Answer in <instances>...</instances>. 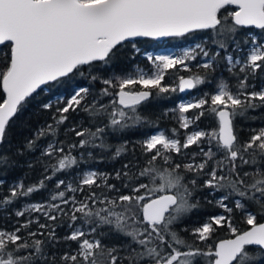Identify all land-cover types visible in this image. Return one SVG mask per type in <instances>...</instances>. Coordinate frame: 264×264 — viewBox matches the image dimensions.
I'll list each match as a JSON object with an SVG mask.
<instances>
[{"label": "snow or ice", "instance_id": "6c2138e0", "mask_svg": "<svg viewBox=\"0 0 264 264\" xmlns=\"http://www.w3.org/2000/svg\"><path fill=\"white\" fill-rule=\"evenodd\" d=\"M252 28L264 30V0H0V82L4 93L0 99V145L5 144L10 122L43 86L72 73L83 75L85 70L91 81L105 86L98 97L92 95L90 87H79L66 100L57 98V105L62 106L56 107L53 124L39 126L25 139L23 149L0 152V168H11L16 165L13 155L35 152L39 147L40 156L34 163L44 170L36 184L25 187L20 181L10 185L8 195L0 198L4 216L20 197L45 189V182L58 173L78 168L85 153L80 152L78 160L73 151L107 150L112 147L107 143L108 132L141 124L144 117L139 107L153 90L157 94L184 92L206 82L193 74L179 76L177 87H169L163 81L170 69L179 70V66L191 71L189 63L201 55L208 59L198 68L214 72L215 65L226 61V70L237 81L233 88L220 79L212 93L180 103L177 119L185 130L184 139L177 129L171 134L161 131L145 136L140 142L141 155L146 157L143 165L133 148V159L114 173L121 181L119 187L108 182L113 174L89 170L70 180L57 179L46 202L14 211L16 217L40 213L46 222L29 217L13 230L0 229V264H196L197 260L201 264H264V127L252 130L246 140L239 138L234 127L238 116L246 118L249 110L264 107V83L257 90L256 84L249 82L258 76L264 79V36L247 32L237 38L242 29ZM196 32L208 33L207 39L216 45L213 55L209 56L202 39L179 55H147L155 66L150 74L138 66L132 72L107 76L94 71L111 68L124 42ZM241 42L248 45L246 50ZM230 44L234 52H246L243 59L228 54ZM237 65L242 75L236 71ZM137 85L139 90L134 87ZM89 95L92 100L85 103ZM103 97L112 99L105 104L101 103ZM40 108L51 110L53 103L45 102ZM77 109L90 117L89 126L70 125L64 130L65 140H59L67 114ZM193 109L198 111L189 118L186 113ZM205 113L215 121V128L199 127ZM190 125L194 127L189 132ZM69 132L79 139L69 143ZM41 139H47L46 145L38 143ZM193 145L197 151H186ZM127 151L125 141L116 147L113 159ZM28 167L32 168L33 162ZM3 183L0 180V186ZM93 186L101 191H93ZM204 189L212 196L223 192L216 203L229 215H214L189 229L183 222L199 207L194 193ZM76 193L83 196L78 199ZM230 199L243 212L247 225L243 230L233 224V207L225 203ZM250 207L258 211H248ZM58 219L61 225L66 219L67 235L58 237L57 225L47 223ZM33 223L37 230L22 236L21 230H28ZM216 226L227 228L233 238L201 248V243L213 237ZM182 233H188L192 240ZM113 237L125 240L105 242ZM62 240L76 242V249L62 254L47 251L49 245L55 248Z\"/></svg>", "mask_w": 264, "mask_h": 264}, {"label": "trees", "instance_id": "16d2710c", "mask_svg": "<svg viewBox=\"0 0 264 264\" xmlns=\"http://www.w3.org/2000/svg\"><path fill=\"white\" fill-rule=\"evenodd\" d=\"M211 30H209L210 32ZM251 32L255 35L264 36V30L259 29H242L241 33L238 34L237 38L241 39L244 33ZM208 33L206 32H196L190 33L184 37H168L164 40H157L152 38H144V39H136L131 42H125L124 46L120 48V50L116 53L115 59L112 62L111 68L108 69H95L94 71H102L104 76H107L109 73L115 72L116 74H124L126 72H132L139 68H143L146 70H152V65L148 61V59L143 55L145 51H151L159 49L163 46L166 47H183L186 44L197 42L203 39L204 45L209 49L211 55L216 51V45L212 44L210 40L207 39ZM133 44H135V49L133 48ZM119 47V46H118ZM231 44L228 48V54L234 56V58L238 57L239 54L246 53L242 52H234ZM241 47L243 49H247L248 45L243 44L241 42ZM136 49L139 52H136ZM225 55L224 52H221V56ZM99 63V62H97ZM216 71L205 73L203 69L198 68L194 71H185L178 66V69H170L168 73L165 75L164 84L169 87H177L178 85V77L179 76H189L191 74H199L206 79V82L202 84L199 88H196L193 92H199L202 97H204L205 93H212L215 90V85L220 79L227 80L228 83L234 88L236 84V77L231 76L230 73L226 70L228 67L226 61H220L217 65H215ZM240 65H237L236 71L238 72ZM3 69L2 57H0V70ZM194 69V67H193ZM239 75H242L238 72ZM250 83H255L257 86V90L260 87L261 83H264V79L257 77L256 80H252L250 78ZM79 87H90L92 95H96L98 97L100 90L105 87L101 82L91 81L88 72L85 70L84 74L81 75L79 73H72L68 77H64L59 81L53 82L50 85L43 86V91L38 90V94H34L33 98H29L26 102V106L23 111L18 113L16 117L13 118L14 122H10V125L6 131L5 144L0 145V152H10L15 153L17 149H23V145L26 138H31L33 132L44 124H53L54 121L52 117L56 115L55 109L57 106L56 101L57 98H63L66 100L70 97L71 94L74 93L76 89ZM136 90H139L141 86H134ZM111 90V89H110ZM252 89H249L251 91ZM192 92V93H193ZM92 95H89L88 100L85 103H88L92 100ZM4 96L2 90V82H0V99ZM183 96L180 94L179 90L176 92L169 93H161L157 94L155 90H153V95L147 100L144 101L139 107V113L142 117H144V121L131 128L123 131L116 132H108L107 134V143L112 145L111 148L107 150L100 149H79L73 151V155H76L79 160V153L84 152V159L79 161L78 168L74 167L69 172H61L53 178L52 181H46L47 187L45 189H41L37 192H34L28 197H20L16 200L12 205L7 208L8 216H4L0 213V229L13 230L15 227H19L20 224L24 223L29 217L33 220L36 217H40V222L45 223L46 221L41 216L40 213H25L23 217H16L14 215V211L19 210L23 211V209L31 203H41L46 202L49 198L50 193L55 190V181L57 179H65L70 180L73 175L76 173H85L89 170H94L102 173H111L113 174V178L109 179L110 184H116L118 187L121 184V181H118L114 178V173L122 169L124 163H127L129 160L133 159L132 149L135 148V156L140 159L141 165H143L146 157L142 156V148L140 146V142L144 139L145 136L151 135L153 132L158 130H163L166 134H171L172 129H177L180 134L181 140L184 139V129L180 128V122L177 119L179 115L178 112V101ZM111 97H103L101 103L108 104L110 103ZM51 101L53 103V108L51 110H44L40 108V105ZM207 107V106H206ZM198 110H190L188 112L191 117L194 112ZM201 117L198 124H203V120L206 117ZM68 121L65 122L59 129L60 135L59 140H65L64 130L70 125L80 124L84 127H88L90 124V117L80 109L77 111L69 112ZM254 117L255 119H252ZM234 127L237 129V133L239 138L246 140L250 135L253 134L252 130H258L261 127H264V107L257 108L255 110H249L246 114V118L237 117L234 120ZM93 130H95L93 128ZM191 127H189L188 131L190 132ZM47 139H51L48 137ZM47 139H41L38 143L40 145H46ZM68 142L71 143L79 138L75 137L73 133L67 134ZM127 141L128 151L122 154L120 157L113 159V154L115 152L116 147H118L123 142ZM9 144L11 147H9ZM66 147V146H65ZM67 150V148H66ZM195 145H193L190 149L186 150L188 152L197 151ZM41 149L38 147L35 152H27L23 155H13L12 159L16 162V165L11 168H0V180H3L4 183L0 186V198L7 196L9 192L10 185L16 184L17 182L22 181L25 187L29 185L36 184L40 179H42L43 168L40 164L34 163L35 159L40 156ZM90 151L92 153L91 156L87 155V152ZM179 159V158H178ZM199 159V157L197 158ZM33 162V167L29 168V162ZM159 163V161H158ZM207 171V169H205ZM51 174L50 171L48 173ZM62 190V189H61ZM93 191H101V189H96L93 186ZM89 189L85 187V192H88ZM207 189H204L203 192L194 193V199L199 198V207L194 209L189 218L184 220V226L189 229L193 227L200 226L203 222L207 221L210 217L214 215H218L220 213H224L225 215H229L224 211L223 208L219 207L216 203V200L222 197L223 192H216L215 196L208 195ZM77 198H81L83 193H76ZM108 195H115V193H108ZM211 201V203H209ZM229 205V207H233V212L230 214L232 217L233 224L237 226L239 229L243 230L247 227L244 223V215L243 212L239 209H236L232 203V200L225 201ZM248 211H258L255 207H250L247 209ZM19 221V223H17ZM264 222V221H261ZM47 223L56 226V234L58 237L67 235L69 233V229L67 227V222L61 225V221L58 219L57 221H47ZM217 230L213 234V237L206 243H201L199 246L201 248H205L208 244L214 245L219 240L230 239L233 238L231 233L227 230V228H220L216 226ZM38 228L37 224L33 223L28 230H21V235H26L27 231H36ZM44 231V230H41ZM189 241L192 240V237L188 235V233H182ZM39 239H46L45 237H36ZM125 238L113 237L111 240L105 241L106 243H122ZM71 245V248L68 247ZM77 244L73 241H61L56 245L55 248L48 246L47 251L57 252L62 254L65 251L71 252L76 249ZM254 247V246H250ZM127 264V262H125ZM196 264H201L199 260L196 261Z\"/></svg>", "mask_w": 264, "mask_h": 264}, {"label": "rangeland", "instance_id": "374dc122", "mask_svg": "<svg viewBox=\"0 0 264 264\" xmlns=\"http://www.w3.org/2000/svg\"><path fill=\"white\" fill-rule=\"evenodd\" d=\"M252 34H254V33H252ZM196 43H200V41H197V42H192V43H189V44H186L185 46H183V47H166V46H163V47H161V48H159V49H156V50H151V51H145L144 53H143V55L145 56V57H147V55H153V56H156V55H170V54H173V55H179V54H182V51L184 50V49H187V48H190V47H192L194 44H196ZM205 46V45H204ZM208 51H209V49L208 48H206ZM246 55V53L244 54V53H242V54H239V56L238 57H236V58H240V59H243V57ZM209 56H211V54H210V52H209ZM208 58H206V57H203V56H201V55H197V59L196 60H194V61H191L190 63H189V68L191 69V70H195V69H198V67H197V65L198 64H200V63H203V62H205V60H207ZM149 61V60H148ZM150 62V64L152 65V70H146V69H143V68H139V69H142L145 73H151L152 71H154L155 70V66L152 64V62L151 61H149ZM193 67H194V69H193ZM193 74H191V75H189V76H184L185 78H187V77H190V76H192ZM200 86H202V85H199L197 88H199ZM259 90V89H258ZM200 98H203L202 96H201V94L199 93V92H193V93H191V94H189V95H186V96H183L179 101H178V104L177 105H179L180 103H182V102H193V101H196V100H198V99H200ZM193 110H195V109H193ZM186 115L190 118V116H189V114L188 113H186ZM215 126H216V124H215V121L214 120H212L209 116H208V114H206V117L204 118V120H203V124H199V127L201 128V129H212V128H215ZM190 127H191V130H192V128L194 127L193 125H190ZM190 130V131H191ZM161 131H163V130H158V131H155V132H153L152 134H156V133H158V132H161ZM164 132V131H163ZM204 147H205V150H207V145H204ZM218 215H225L224 213H220V214H218Z\"/></svg>", "mask_w": 264, "mask_h": 264}, {"label": "water", "instance_id": "95a60500", "mask_svg": "<svg viewBox=\"0 0 264 264\" xmlns=\"http://www.w3.org/2000/svg\"><path fill=\"white\" fill-rule=\"evenodd\" d=\"M252 29H255V28H252ZM144 38H151V37H138V38H135V40H136V39H144ZM166 38H168V37L152 38V39L164 40V39H166ZM133 41H134V40H133ZM124 43H125V42H124ZM187 78H188V77H187ZM195 89H196V88H195ZM195 89L185 90L184 92L179 91V92H180V94H181L182 96H186V95L191 94ZM254 247H255V246H254Z\"/></svg>", "mask_w": 264, "mask_h": 264}]
</instances>
